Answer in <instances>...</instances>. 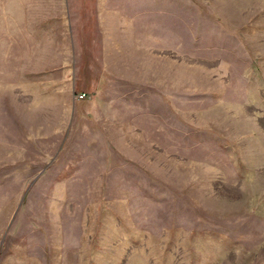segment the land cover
I'll return each instance as SVG.
<instances>
[{"label":"rangeland","instance_id":"obj_1","mask_svg":"<svg viewBox=\"0 0 264 264\" xmlns=\"http://www.w3.org/2000/svg\"><path fill=\"white\" fill-rule=\"evenodd\" d=\"M0 264H264V0H0Z\"/></svg>","mask_w":264,"mask_h":264},{"label":"built area","instance_id":"obj_2","mask_svg":"<svg viewBox=\"0 0 264 264\" xmlns=\"http://www.w3.org/2000/svg\"><path fill=\"white\" fill-rule=\"evenodd\" d=\"M84 96H85V94L80 95L81 98H83Z\"/></svg>","mask_w":264,"mask_h":264}]
</instances>
